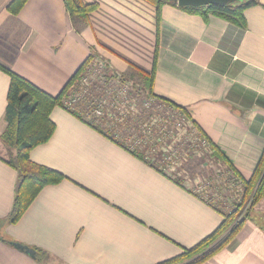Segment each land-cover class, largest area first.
<instances>
[{
	"label": "crops",
	"instance_id": "1",
	"mask_svg": "<svg viewBox=\"0 0 264 264\" xmlns=\"http://www.w3.org/2000/svg\"><path fill=\"white\" fill-rule=\"evenodd\" d=\"M11 1L0 0V135L10 79L2 68L55 97L90 53H100L141 85L154 109L170 108L162 99L177 106L170 109L207 144L204 156L246 188L264 150V0L243 10V25L171 4L157 23L145 0H81L96 6L87 18L70 16L62 0H26L12 14ZM152 69L150 93L138 70ZM142 111L128 124L134 133L152 115ZM74 114L60 104L52 109L54 132L29 159L64 178L43 186L16 222L7 215L17 172L0 153V264H160L220 225L214 186L197 191L214 179L201 180L175 160L169 165L160 150L150 154L167 164L156 166L145 158L147 146L132 153ZM0 149L7 152L1 142ZM13 243L40 250V259ZM200 264H264V196Z\"/></svg>",
	"mask_w": 264,
	"mask_h": 264
},
{
	"label": "trees",
	"instance_id": "2",
	"mask_svg": "<svg viewBox=\"0 0 264 264\" xmlns=\"http://www.w3.org/2000/svg\"><path fill=\"white\" fill-rule=\"evenodd\" d=\"M145 1L154 5L157 23L160 19L161 7L164 4H171L185 11L198 13L204 19L211 13L240 25L244 24L243 10L257 3L256 0H234L226 4L191 7L178 6L171 0ZM25 2L26 0H12L7 7L8 11L17 14ZM62 2L70 16L76 15L83 18H87L88 13L96 7L94 4H84L81 0H62ZM2 69L6 71L10 79L5 107L6 129L0 135V142L7 149L8 155L1 158L17 172L14 200L7 215L8 222H16L43 186L58 183L64 178L61 173L37 165L29 159L30 150L47 142L54 132L50 113L59 104L64 88L57 96L52 97L12 71ZM138 72L152 93L154 69L149 73L140 70ZM75 74L76 72L73 76ZM162 100L170 108H178L171 102ZM216 156L220 157L218 154ZM262 196H264V150L246 185L241 203L231 211L222 212L223 220L211 234L193 247L184 249L177 257L160 264H200L208 260L237 234L252 206ZM247 203V207L244 208ZM35 251V258L39 260L40 250L35 249Z\"/></svg>",
	"mask_w": 264,
	"mask_h": 264
},
{
	"label": "built area",
	"instance_id": "3",
	"mask_svg": "<svg viewBox=\"0 0 264 264\" xmlns=\"http://www.w3.org/2000/svg\"><path fill=\"white\" fill-rule=\"evenodd\" d=\"M138 94L144 95L140 84L113 69L100 53H90L76 74L66 83L59 104L90 124L101 126L112 138L123 141L126 149L132 153L147 146L148 150L152 151L146 150L147 159L149 153L165 150L159 144L163 136L167 138L169 135L167 132L162 133L155 123L151 125L155 120L151 116L139 121L136 133L128 128V124H132V119L140 118L143 112L137 106ZM145 103L149 104L148 100H145ZM164 157L169 164L174 163L171 155ZM209 184L210 187L214 186L215 191L212 194L216 201L223 203L219 204L224 211H231L241 203L244 194L243 184L230 171L218 175L213 183L206 182L204 186H198L197 191H205V186ZM247 205L248 203L244 208Z\"/></svg>",
	"mask_w": 264,
	"mask_h": 264
},
{
	"label": "rangeland",
	"instance_id": "4",
	"mask_svg": "<svg viewBox=\"0 0 264 264\" xmlns=\"http://www.w3.org/2000/svg\"><path fill=\"white\" fill-rule=\"evenodd\" d=\"M144 97L145 95L138 94V108L142 109L149 107L152 113L151 118L155 119L151 125L155 123L162 133L167 132L169 135L167 138L163 136L159 144L165 148L163 151L164 156L168 157L171 155L172 159L180 163L181 168H184V170L190 171L193 174L196 173L201 180L210 179V181H213L214 179L215 181L218 175L221 176L224 172L221 166L219 167L217 163L204 156L207 153V144L199 138L195 130H191L190 125L184 117L163 104L157 105L154 109V107L150 105V101H148L149 104L145 103ZM183 139H185L186 142L179 144ZM189 141L190 145H187ZM149 152L152 151L150 150ZM0 153L6 156L8 155V153L2 149H0ZM149 155L150 156H148L146 160L156 166H159V163H168L159 162L158 155L155 157L150 153ZM160 165L163 166L162 164Z\"/></svg>",
	"mask_w": 264,
	"mask_h": 264
},
{
	"label": "water",
	"instance_id": "5",
	"mask_svg": "<svg viewBox=\"0 0 264 264\" xmlns=\"http://www.w3.org/2000/svg\"><path fill=\"white\" fill-rule=\"evenodd\" d=\"M175 1L178 6H191V7H199V6H209L212 4H226L233 2L234 0H171ZM19 248H22L29 255L33 256L35 251L27 246H22L17 243H13Z\"/></svg>",
	"mask_w": 264,
	"mask_h": 264
},
{
	"label": "bare ground",
	"instance_id": "6",
	"mask_svg": "<svg viewBox=\"0 0 264 264\" xmlns=\"http://www.w3.org/2000/svg\"><path fill=\"white\" fill-rule=\"evenodd\" d=\"M75 115V114H74Z\"/></svg>",
	"mask_w": 264,
	"mask_h": 264
}]
</instances>
